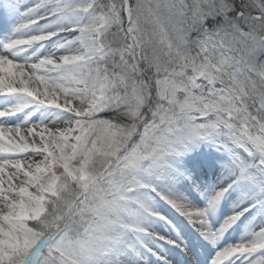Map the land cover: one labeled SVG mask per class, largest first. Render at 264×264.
<instances>
[{
	"label": "snow or ice",
	"instance_id": "6c2138e0",
	"mask_svg": "<svg viewBox=\"0 0 264 264\" xmlns=\"http://www.w3.org/2000/svg\"><path fill=\"white\" fill-rule=\"evenodd\" d=\"M0 264H264V0H0Z\"/></svg>",
	"mask_w": 264,
	"mask_h": 264
},
{
	"label": "rangeland",
	"instance_id": "374dc122",
	"mask_svg": "<svg viewBox=\"0 0 264 264\" xmlns=\"http://www.w3.org/2000/svg\"><path fill=\"white\" fill-rule=\"evenodd\" d=\"M239 235H240V233H233V234H231V237L230 238L232 240H235V239H238Z\"/></svg>",
	"mask_w": 264,
	"mask_h": 264
}]
</instances>
